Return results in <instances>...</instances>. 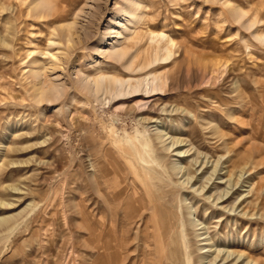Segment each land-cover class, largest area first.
<instances>
[{"label": "rangeland", "instance_id": "rangeland-1", "mask_svg": "<svg viewBox=\"0 0 264 264\" xmlns=\"http://www.w3.org/2000/svg\"><path fill=\"white\" fill-rule=\"evenodd\" d=\"M34 1L0 0V264H264V0H137L129 55L150 57V32L175 44L141 73L100 54L126 0ZM35 59L65 87L53 104ZM150 71L162 92L107 105L74 84Z\"/></svg>", "mask_w": 264, "mask_h": 264}, {"label": "bare ground", "instance_id": "bare-ground-1", "mask_svg": "<svg viewBox=\"0 0 264 264\" xmlns=\"http://www.w3.org/2000/svg\"><path fill=\"white\" fill-rule=\"evenodd\" d=\"M34 3V8L47 6L44 0H35ZM140 10L141 4L139 1H125L124 7L119 11H116V13L122 14V16L124 17V21L118 22V25H120L121 27V31L114 32L116 33V36L112 39V42L107 46L108 49H101L102 52L100 51V54L105 56L106 60L112 63L120 64L122 68L131 73L144 72L155 64L158 65L170 61L171 58L174 56V53L171 50L175 45L173 44V41L163 33L153 32H150L148 34V40L151 50L150 57L140 59L137 55H129L130 48H132L137 42L140 43L139 41L141 40V36L137 31V26L140 24V21L142 20L143 16L140 15ZM237 16L238 17L236 18H238L239 20V15ZM75 25L76 22L73 21L71 23H66L59 28V34L63 33V35L61 36H63L67 44L72 42V37L77 33L74 29ZM110 31H112V28H110ZM262 38L264 39V36H262ZM258 39H260L259 36ZM55 43V41L49 40L50 46L54 45ZM125 43H129V45L123 46L125 45ZM58 53V51L56 53H52L50 54V57L54 60H59ZM30 54L32 53H29V55ZM46 69L47 68L45 64L39 65L36 59L32 60L31 69H29L30 71L26 74V78L29 80L28 83L33 86V98L36 100V102H45L48 104H53L62 98L63 93L65 91V87L63 86V84L58 83L57 79L55 78L50 79V77L47 76L48 79H46ZM164 80L165 79L162 78L161 74L151 73V71L150 73L147 72V74L145 73V75L140 77L128 76L126 77V79L118 77L115 74L104 75L103 73H100L98 76L95 77L77 74L74 84L83 96L88 97L89 99H93V101L99 102L101 105H107L111 102H119L125 99L134 98L141 95L153 97L154 95H156L155 93L163 91ZM135 137L139 142L138 146H140L142 156L146 157L150 152V139L146 137L140 138L137 132ZM162 138L163 136L158 135L156 139L160 140V143H163ZM178 142L179 141L172 142L171 147L173 145H177ZM164 151L168 152L169 148H166ZM181 154V152L177 153V155ZM173 169H175V167ZM178 169L180 170V168ZM132 170L134 172V176H137L135 169ZM193 173L196 174L195 171ZM138 176L137 178H139ZM189 180H187L186 185L182 184L180 187L186 189L188 187L187 185ZM209 180L210 178L208 179V181ZM202 189H204V186L202 187ZM128 199H130V196ZM220 199L221 196L217 200ZM189 225L194 228L193 223H189ZM147 229L148 226L145 225V230ZM203 259L205 258L202 256L199 260L201 261Z\"/></svg>", "mask_w": 264, "mask_h": 264}]
</instances>
